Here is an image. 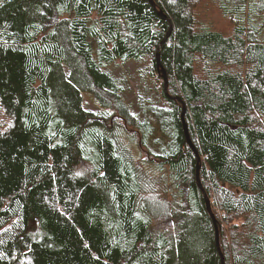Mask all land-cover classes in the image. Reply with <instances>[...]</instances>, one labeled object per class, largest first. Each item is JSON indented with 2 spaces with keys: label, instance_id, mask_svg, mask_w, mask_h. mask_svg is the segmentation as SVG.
<instances>
[{
  "label": "trees",
  "instance_id": "trees-1",
  "mask_svg": "<svg viewBox=\"0 0 264 264\" xmlns=\"http://www.w3.org/2000/svg\"><path fill=\"white\" fill-rule=\"evenodd\" d=\"M152 1L0 0V264H222L184 107L225 264H264V24L250 0H217L231 36L198 27L202 0ZM157 54L167 107L141 120L103 67L160 77Z\"/></svg>",
  "mask_w": 264,
  "mask_h": 264
},
{
  "label": "rangeland",
  "instance_id": "rangeland-1",
  "mask_svg": "<svg viewBox=\"0 0 264 264\" xmlns=\"http://www.w3.org/2000/svg\"><path fill=\"white\" fill-rule=\"evenodd\" d=\"M250 2L252 3L250 15L255 22L254 25L261 26L264 24V11H258V7L262 1L250 0ZM195 12L200 29H209L226 36L233 34L236 21L228 15H224L217 0H202L196 5ZM257 40L264 42V28ZM103 70L120 81L122 95L126 103L130 106L132 113L141 120L146 118L148 107H167V101L163 93V76L160 74L159 77L158 72H154L151 59L145 57L140 61H117L104 65ZM84 105L88 111L101 115L102 110L92 95L84 94ZM109 126L114 127L112 123ZM133 134L135 136V141L131 144L133 157L138 164L148 162V160H151L148 157V151L141 147L139 136L135 131H133ZM127 138L130 139L129 136ZM92 171L93 165L89 161L82 160L78 168V175L89 176ZM214 198L216 200V197ZM235 223H240V221L236 220ZM153 229L156 237L162 234L172 236L176 231L175 223L171 217L165 215L154 219Z\"/></svg>",
  "mask_w": 264,
  "mask_h": 264
},
{
  "label": "water",
  "instance_id": "water-1",
  "mask_svg": "<svg viewBox=\"0 0 264 264\" xmlns=\"http://www.w3.org/2000/svg\"><path fill=\"white\" fill-rule=\"evenodd\" d=\"M150 2L155 7V4L153 3V1L150 0ZM159 16L161 18H163V20L169 21L168 17L163 12H160L159 13ZM156 58H157V63H158L159 70H160V72L163 73L162 76H163V78L165 80V93L167 94L168 93V91H167V89H168V77L166 75V72L164 70H162L161 67H160L161 66L160 65V55L157 54V57ZM185 112H186V109L184 107L183 113H182V119H183V123H184V130H185L186 138H187V141H188L189 146L192 148L193 152L197 156V162H198V164H197V174H196L197 182H198V185H199L201 191L204 193L207 211L210 214V216H211V218H212V220L214 222V226H215L216 233H217V248H218L219 253L221 254L222 264H225V259H224V256L222 254V250L220 248V243H219V230H218L217 219H216V217H215V215L213 213L211 201L209 200V198H208V196H207V194H206V192H205V190H204V188H203V186L201 184V181H200V175H199V173H200V161H201V157H200V155H199L196 147L194 146V144L192 143V141L190 139V135H189V131H188V126H187V124L185 122V119H184L185 118Z\"/></svg>",
  "mask_w": 264,
  "mask_h": 264
},
{
  "label": "bare ground",
  "instance_id": "bare-ground-1",
  "mask_svg": "<svg viewBox=\"0 0 264 264\" xmlns=\"http://www.w3.org/2000/svg\"><path fill=\"white\" fill-rule=\"evenodd\" d=\"M163 80H164V78H163ZM164 84H165V80H164ZM168 86H169V82H168ZM168 90V89H167ZM164 91H165V85H164Z\"/></svg>",
  "mask_w": 264,
  "mask_h": 264
}]
</instances>
